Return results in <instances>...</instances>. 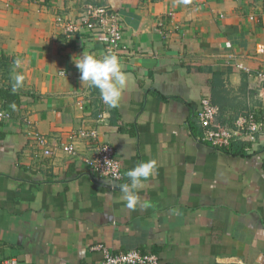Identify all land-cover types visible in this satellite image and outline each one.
<instances>
[{"label": "crops", "instance_id": "obj_1", "mask_svg": "<svg viewBox=\"0 0 264 264\" xmlns=\"http://www.w3.org/2000/svg\"><path fill=\"white\" fill-rule=\"evenodd\" d=\"M89 5L121 17L118 58L131 84L116 108L82 84L73 59L105 55L107 34L65 30ZM263 69L264 0H0V105L12 113L0 121V264H96V243L153 251L159 264H264ZM217 70L230 98L222 117L255 112V139L224 148L202 139L196 114ZM18 73L24 85L13 91ZM100 111L122 181L60 149L47 159L30 148L24 118L59 143L96 126ZM148 161L154 174L129 209L120 185Z\"/></svg>", "mask_w": 264, "mask_h": 264}, {"label": "built area", "instance_id": "obj_2", "mask_svg": "<svg viewBox=\"0 0 264 264\" xmlns=\"http://www.w3.org/2000/svg\"><path fill=\"white\" fill-rule=\"evenodd\" d=\"M89 31L102 30L107 34L105 40L106 54L112 52L119 57L123 31L121 17L118 11L109 6L89 5L84 17L79 20L69 21L65 30L68 34L80 31L82 28ZM230 45V43H228ZM257 77L264 80V69L258 71ZM219 107L213 103L211 96L205 95L196 114V120L203 130L202 139L211 145L219 148L230 146L234 141L247 137L255 139L256 134L261 129V123L256 118L255 112H250L240 118L232 127H222L218 122ZM12 113L0 105V121L9 119ZM104 111L97 115L96 126L80 127L78 130L69 132L67 140L56 143L55 140L39 131L28 118L23 121L26 125L27 137L30 148L34 152L41 153L44 158L51 159L56 155L57 150H62L72 158H82V160L98 175L107 177L113 182L124 179L123 166L118 157L115 147L109 142H103L100 138V126L105 122ZM88 141L87 152H82L79 144ZM92 249L102 253V258L96 264H159L160 256L153 251H143L141 249H129L123 251H113L103 243H96ZM3 264H19L15 257L7 258Z\"/></svg>", "mask_w": 264, "mask_h": 264}, {"label": "clouds", "instance_id": "obj_3", "mask_svg": "<svg viewBox=\"0 0 264 264\" xmlns=\"http://www.w3.org/2000/svg\"><path fill=\"white\" fill-rule=\"evenodd\" d=\"M188 3V0H182ZM74 63L80 72V80L83 85L95 88L99 91L102 102L110 108L119 106L125 90L130 86L129 74L124 72L117 55L108 52L98 58L93 54L83 53L82 56L74 57ZM14 68L19 69L22 61L19 58L14 60ZM24 75L18 73L14 76L12 90L17 91L24 85ZM155 161L143 162L127 172L129 182L120 185L123 200L129 209H135L140 198L138 191L144 186V181L154 174ZM111 185L110 181H106Z\"/></svg>", "mask_w": 264, "mask_h": 264}, {"label": "trees", "instance_id": "obj_4", "mask_svg": "<svg viewBox=\"0 0 264 264\" xmlns=\"http://www.w3.org/2000/svg\"><path fill=\"white\" fill-rule=\"evenodd\" d=\"M211 86H212V101L214 104H216L219 107L220 112H221L220 125L222 127L234 126L237 115L231 118H227L226 116L222 117V113L226 109L227 102L230 100V98L228 97V91L226 88V80L224 78V72L219 71V70L214 72L213 79L211 81ZM244 88H245V85H244ZM4 96H6L11 101L12 99H14V101L19 100V96L16 93L15 94L11 93V96L8 94H4ZM242 112L245 113L246 115L249 113V109L245 107L244 109H242Z\"/></svg>", "mask_w": 264, "mask_h": 264}]
</instances>
